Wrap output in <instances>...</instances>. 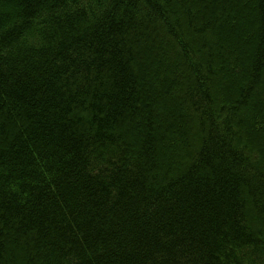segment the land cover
Wrapping results in <instances>:
<instances>
[{
	"label": "trees",
	"instance_id": "trees-1",
	"mask_svg": "<svg viewBox=\"0 0 264 264\" xmlns=\"http://www.w3.org/2000/svg\"><path fill=\"white\" fill-rule=\"evenodd\" d=\"M0 264H264V0H0Z\"/></svg>",
	"mask_w": 264,
	"mask_h": 264
}]
</instances>
